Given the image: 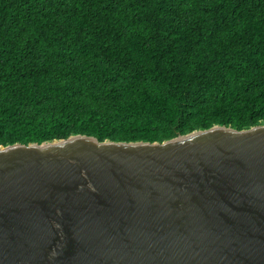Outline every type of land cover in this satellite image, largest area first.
Here are the masks:
<instances>
[{"label": "trees", "instance_id": "trees-1", "mask_svg": "<svg viewBox=\"0 0 264 264\" xmlns=\"http://www.w3.org/2000/svg\"><path fill=\"white\" fill-rule=\"evenodd\" d=\"M264 124V0H0V146Z\"/></svg>", "mask_w": 264, "mask_h": 264}, {"label": "water", "instance_id": "water-1", "mask_svg": "<svg viewBox=\"0 0 264 264\" xmlns=\"http://www.w3.org/2000/svg\"><path fill=\"white\" fill-rule=\"evenodd\" d=\"M0 264H264V124L0 146Z\"/></svg>", "mask_w": 264, "mask_h": 264}]
</instances>
